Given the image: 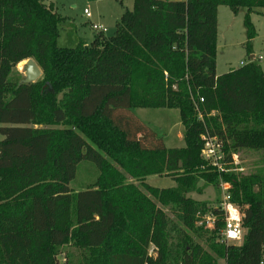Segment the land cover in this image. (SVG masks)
<instances>
[{
    "label": "trees",
    "instance_id": "obj_1",
    "mask_svg": "<svg viewBox=\"0 0 264 264\" xmlns=\"http://www.w3.org/2000/svg\"><path fill=\"white\" fill-rule=\"evenodd\" d=\"M218 6L244 10L248 56L220 74ZM261 8L133 0L112 35L61 47L52 2L0 0V264H264V167L244 174L232 163L241 150L261 151L264 163V72L250 17ZM27 59L41 70L34 82L14 71ZM135 108L177 109L184 146L166 147ZM203 134L220 145L222 171L203 159ZM82 161L98 174L73 190ZM151 175L174 185L151 186ZM199 181L229 185L243 213L239 245L220 241L218 208L189 197ZM206 213L211 227L198 224Z\"/></svg>",
    "mask_w": 264,
    "mask_h": 264
},
{
    "label": "rangeland",
    "instance_id": "obj_2",
    "mask_svg": "<svg viewBox=\"0 0 264 264\" xmlns=\"http://www.w3.org/2000/svg\"><path fill=\"white\" fill-rule=\"evenodd\" d=\"M52 2L53 8L63 18L58 26L56 42L61 47H74L79 42L88 45L92 41L95 30L90 24H99L104 29L106 36L112 35L115 24L124 10H131L133 0H46ZM87 9L89 15L84 14ZM264 13V8L260 9ZM233 14L227 6L219 8V36L216 53V72H225L230 68L239 66V61H246L247 54L244 49L245 31L242 24L243 12ZM251 21L256 29V36L251 42V55L261 56L258 63L264 72V15L252 13ZM24 77V62L17 64L14 68ZM132 112L150 129L155 131L164 139V144L169 148L184 146L182 139L183 127L180 122L179 111L169 108H135ZM1 138V136H0ZM264 152V151H263ZM234 170L241 173L256 171L264 167L262 152L241 150L236 153ZM260 168V169H261ZM95 165L89 161L78 164L75 178L69 186L78 190L85 182L97 175ZM146 183L159 188H168L174 185L169 177L156 175L147 176ZM189 197L205 201L211 207H216L221 188L212 184L199 181L196 190L188 194ZM71 258H76L78 250L72 245L61 248ZM218 264H224L219 260Z\"/></svg>",
    "mask_w": 264,
    "mask_h": 264
},
{
    "label": "built area",
    "instance_id": "obj_3",
    "mask_svg": "<svg viewBox=\"0 0 264 264\" xmlns=\"http://www.w3.org/2000/svg\"><path fill=\"white\" fill-rule=\"evenodd\" d=\"M84 14L86 16L89 15L87 9H84ZM90 26L95 31H102L104 29L99 24H90ZM261 56H258L260 59ZM202 100V99H200ZM203 140V148L201 150V155L203 159L207 162V165H210L212 169L215 171H222L224 168L225 157L224 153L221 151L220 145L216 141V139L209 137L206 134L202 135ZM236 154H232V163L236 162ZM221 188V196L217 202L216 208H218L222 213V226L219 229V239L221 242L225 244H232V245H239L242 241L244 235V229L242 227V218L243 213L230 199V194L228 193L229 185L227 183H220ZM228 205H231L233 208L236 209L237 215L239 217L238 220L231 219L230 213L228 212ZM215 217L212 213H206L201 216L198 224L203 223L206 227H211L214 224ZM235 231L238 233L236 237H229L228 232ZM60 261H64L63 257H59Z\"/></svg>",
    "mask_w": 264,
    "mask_h": 264
},
{
    "label": "water",
    "instance_id": "obj_4",
    "mask_svg": "<svg viewBox=\"0 0 264 264\" xmlns=\"http://www.w3.org/2000/svg\"><path fill=\"white\" fill-rule=\"evenodd\" d=\"M24 82H34L41 76V70L33 59H27L24 62Z\"/></svg>",
    "mask_w": 264,
    "mask_h": 264
},
{
    "label": "clouds",
    "instance_id": "obj_5",
    "mask_svg": "<svg viewBox=\"0 0 264 264\" xmlns=\"http://www.w3.org/2000/svg\"><path fill=\"white\" fill-rule=\"evenodd\" d=\"M228 212L230 213L231 219H233V220L239 219L236 209L233 208L231 205H228ZM228 236L229 237H236V236H238V233L235 231H230V232H228Z\"/></svg>",
    "mask_w": 264,
    "mask_h": 264
},
{
    "label": "crops",
    "instance_id": "obj_6",
    "mask_svg": "<svg viewBox=\"0 0 264 264\" xmlns=\"http://www.w3.org/2000/svg\"><path fill=\"white\" fill-rule=\"evenodd\" d=\"M221 6H218V8H217V36H216V53H217V41H218V36H219V27H218V24H219V8H220ZM21 62H25V60L24 61H21ZM244 61H242V60H240L239 61V65L241 64V63H243ZM229 70V69H228ZM217 74H220V72H216ZM222 73V72H221Z\"/></svg>",
    "mask_w": 264,
    "mask_h": 264
},
{
    "label": "bare ground",
    "instance_id": "obj_7",
    "mask_svg": "<svg viewBox=\"0 0 264 264\" xmlns=\"http://www.w3.org/2000/svg\"><path fill=\"white\" fill-rule=\"evenodd\" d=\"M20 63H22V62H19L18 64H20Z\"/></svg>",
    "mask_w": 264,
    "mask_h": 264
}]
</instances>
